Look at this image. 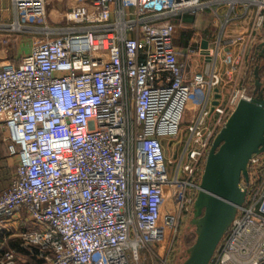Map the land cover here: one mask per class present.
Listing matches in <instances>:
<instances>
[{
	"label": "built area",
	"instance_id": "1",
	"mask_svg": "<svg viewBox=\"0 0 264 264\" xmlns=\"http://www.w3.org/2000/svg\"><path fill=\"white\" fill-rule=\"evenodd\" d=\"M12 3L47 39L18 66H0V129L15 167L0 192V235L25 213L37 229L18 236L33 264H139L144 251L167 264L215 137L253 97L234 82L208 107L222 83L218 60L233 75L251 40H264V0H77L57 27L47 23L46 0ZM218 4L230 11L218 15L216 50L199 51L204 69L190 75L173 45L174 19ZM239 5L255 15L227 50ZM192 101L200 114L182 127ZM166 141L183 143L173 170ZM244 186L246 201L210 264H264V153L251 159ZM0 264L21 263L2 247Z\"/></svg>",
	"mask_w": 264,
	"mask_h": 264
},
{
	"label": "crops",
	"instance_id": "2",
	"mask_svg": "<svg viewBox=\"0 0 264 264\" xmlns=\"http://www.w3.org/2000/svg\"><path fill=\"white\" fill-rule=\"evenodd\" d=\"M76 5L77 0H46L47 22L53 25L63 26L64 15ZM229 11L230 6L228 4H218L213 6L212 9L205 10L198 14H186L174 19L173 45L178 51V60L185 64V70L188 74L194 75L196 72L204 69L203 65L205 59L199 51L208 49L214 52L216 50L215 39L217 37L218 15H224ZM254 15L255 10L251 6H237L232 11L231 20L227 26L222 47L227 50L235 49L236 45H234L233 38H242L244 35L248 34L251 29ZM15 26L18 27L16 28ZM32 31V24L28 23L19 15L13 6L12 0H0V66H18L21 63L22 57L29 54L32 48L27 53L21 52L22 44H20V39L23 34H30ZM251 41L252 43L248 47V53L244 55L241 64L232 76L226 75L227 71L229 72L232 70L230 65L226 67L227 64L224 61L218 60L219 72L222 75V83L211 90L208 104L209 109H212L214 105L222 104L227 99L230 93L229 85L234 82L237 83V86L244 85L248 87L254 95V84H252V86L249 85L251 79L254 80V77L251 76V69L254 66L255 60L253 55L251 56V50H255L256 53V46L262 41H258L256 38ZM204 43H206V47H204ZM190 50H192V52H189ZM224 77L230 78L224 79ZM201 108V105L195 104L193 101L188 103L183 116L186 123L194 120L200 114ZM214 117L215 114L212 113L210 117L207 118V121L210 123L213 121ZM1 138L0 129V172L2 168L5 169L7 166L13 167V163L8 157L7 143L4 142V149L2 147ZM4 152L7 156L5 159L3 158ZM259 182L253 183V185L259 184ZM36 229L37 228L29 222L25 213L16 215L11 223L10 230L0 235V249L2 247L9 248V250L14 252L16 259L21 264H33L35 259L31 249L21 246V239L18 235L21 231H33ZM13 242L18 243L20 249L14 248L12 246V244H14Z\"/></svg>",
	"mask_w": 264,
	"mask_h": 264
},
{
	"label": "water",
	"instance_id": "3",
	"mask_svg": "<svg viewBox=\"0 0 264 264\" xmlns=\"http://www.w3.org/2000/svg\"><path fill=\"white\" fill-rule=\"evenodd\" d=\"M206 47V43H204ZM255 56L264 59V40ZM264 153V87L255 69L254 95L241 99L207 154L190 224L196 238L182 264H210L247 197L250 161Z\"/></svg>",
	"mask_w": 264,
	"mask_h": 264
},
{
	"label": "rangeland",
	"instance_id": "4",
	"mask_svg": "<svg viewBox=\"0 0 264 264\" xmlns=\"http://www.w3.org/2000/svg\"><path fill=\"white\" fill-rule=\"evenodd\" d=\"M48 25H50V27H57V25H55V24L53 25L51 23H48ZM32 28H33V31L30 34H23L22 38L20 39V44H22L21 52H23V53L29 52V50H31V48L33 47V45L35 43H38L40 41H45L47 39L46 35L44 33H42L41 27H38V25L36 26V25L32 24ZM252 48H254V47H252ZM251 53H252L251 56L253 55V58H256L254 56L255 50L252 49ZM226 67H228V65H226ZM229 73H230V71L229 72L227 71L226 75L232 76ZM229 78L230 77H224V79H229ZM186 124L187 123H186L185 119L182 118L181 126L185 127ZM6 136H7V132L5 130H1V137H2L1 143H2V147L4 149H5V146H4L5 140L4 139L6 138ZM187 137H188V134L184 133V135L182 136V140L187 139ZM181 142H183V141H181ZM164 144H165V149H166V153L168 155V158L174 163L173 167H172V170H173L174 166L176 165L175 162L177 163V160L179 159V157L182 156L183 143L180 144V146H179V145H174L171 142L166 141ZM194 148L198 149L199 147H194ZM5 157H7V156L5 155V152H4L3 158L5 159ZM13 167L7 166L5 169H3V168L1 169V172H0V191L4 190L5 188H7L9 186L10 179H11V177L13 175V171H14ZM186 176H187L186 173L182 172L180 174V178H183ZM192 193L194 194L193 198H196L195 195L197 194V190H193ZM192 218H193V211L191 213L187 214L183 218V220L180 224V228H179V231L177 233L175 243H174L173 248L171 250L170 258H169L167 264H182L183 261L185 260L186 251L194 243L195 238H196L195 228L190 224ZM143 253L141 255V259L139 261V264H162L160 261L150 258L149 254L147 252L144 251ZM162 255H163V259H164V257L166 258L165 253ZM136 264H138V263H136Z\"/></svg>",
	"mask_w": 264,
	"mask_h": 264
},
{
	"label": "trees",
	"instance_id": "5",
	"mask_svg": "<svg viewBox=\"0 0 264 264\" xmlns=\"http://www.w3.org/2000/svg\"><path fill=\"white\" fill-rule=\"evenodd\" d=\"M254 60H255L254 66L251 69V76L254 77V80L251 79V81L249 82V85L252 86V84H254V81H255V69L258 67V78L260 79V81L262 83V86L264 87V59L254 58ZM12 246L14 248L20 249L18 247V243H14V244H12ZM5 249L9 250V248H5Z\"/></svg>",
	"mask_w": 264,
	"mask_h": 264
},
{
	"label": "bare ground",
	"instance_id": "6",
	"mask_svg": "<svg viewBox=\"0 0 264 264\" xmlns=\"http://www.w3.org/2000/svg\"><path fill=\"white\" fill-rule=\"evenodd\" d=\"M16 28L18 27V26H15Z\"/></svg>",
	"mask_w": 264,
	"mask_h": 264
}]
</instances>
